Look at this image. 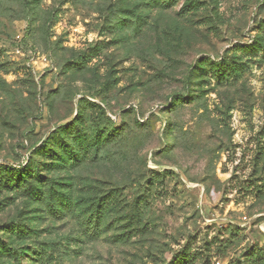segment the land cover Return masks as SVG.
<instances>
[{"label":"rangeland","instance_id":"obj_1","mask_svg":"<svg viewBox=\"0 0 264 264\" xmlns=\"http://www.w3.org/2000/svg\"><path fill=\"white\" fill-rule=\"evenodd\" d=\"M186 1L0 0V167L30 161L35 175L58 162L40 151L74 119L90 142L114 134L76 166L39 171L69 185L62 219L0 186V229L32 231H0L11 251L43 249L51 264H264V50L249 52L264 0H200L185 14ZM233 50L236 75L200 77L198 61L227 65Z\"/></svg>","mask_w":264,"mask_h":264},{"label":"trees","instance_id":"obj_2","mask_svg":"<svg viewBox=\"0 0 264 264\" xmlns=\"http://www.w3.org/2000/svg\"><path fill=\"white\" fill-rule=\"evenodd\" d=\"M175 1L176 0H153L154 4L157 3L156 6L160 7L173 5ZM201 4L202 1L200 0H187L183 6L184 13L189 14L200 9ZM255 40V43L249 47V52H256L259 49L264 50L263 36H256ZM238 48L242 47H236L234 50ZM241 59L242 57L234 51V53L230 56V59L227 61V65H218L216 68H213L214 66L212 64L208 63L206 60H202L196 63L195 68L199 71L200 77H203L205 73L204 70L207 66H209L210 69H213L216 72L212 75L215 76L217 82H221L229 75H236V71L238 70L237 65L242 64ZM221 66L223 67L221 68ZM201 82L203 81L201 80ZM83 124L84 121L79 119L70 121L68 127H59V130L56 131L57 134L50 137L43 145L47 148V150L43 149L40 151L42 153L39 156L42 158L47 157L48 159H57L58 162L46 163L40 161L39 165H41V167H39V165L35 166V168H37L35 175H33V170L31 169V167L34 166L33 164L31 165L30 161L23 166H18V168L12 166L0 167V186H9V188L13 190L22 189L26 194H33L30 195L32 198L45 202L47 212L51 214L52 218L56 220L62 219L71 210H73L72 202L69 199V191L66 189L69 185L64 183H54L53 181L44 178L39 171L44 170L46 167H52V170L54 171L76 166L78 162L87 158L90 150L98 149V145L100 144L99 142L108 140L110 137H112L111 140L114 139L112 131L108 132L104 130H97L95 140L90 142L86 132L83 130ZM63 130H66V132H63ZM66 136H68L69 139L65 142L62 138H66ZM51 147L54 149L52 150ZM56 150L59 153H56ZM14 173L17 174V178H14ZM12 180H15V183L12 184ZM54 184L57 185V187L53 186ZM37 186H40V188ZM106 203L107 202H105L102 206V210L97 211L96 220L98 217L102 216L101 214L104 213L106 208H109V206L113 204V202L110 204ZM0 231L2 232L1 234L6 232L10 234V236L16 234L19 238L30 237L29 233L32 232L26 230L25 228H21L19 224H15L14 222L3 224ZM98 233V230L92 229L88 234L94 236ZM18 254L31 259L35 262V264H51L54 260L51 255L45 253L43 249L27 251L21 250L18 253L16 251H11L10 248H7L1 243L0 239V259L4 256L16 259Z\"/></svg>","mask_w":264,"mask_h":264}]
</instances>
